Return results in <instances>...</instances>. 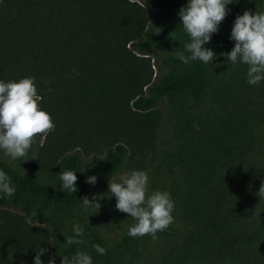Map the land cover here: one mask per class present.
Listing matches in <instances>:
<instances>
[{"label":"rangeland","instance_id":"1","mask_svg":"<svg viewBox=\"0 0 264 264\" xmlns=\"http://www.w3.org/2000/svg\"><path fill=\"white\" fill-rule=\"evenodd\" d=\"M246 10L264 11V0H248L234 19L219 24L209 47L215 58L204 63L205 88L197 99L164 96L147 111L131 105L147 85L173 71L164 59L178 49L182 34L175 45L118 60L111 82L110 68L103 79L92 68L81 76L75 68L31 76L41 86L40 107L55 130L36 136L23 158L12 160L0 150V161L60 187L64 156L77 153L87 172L93 158L116 144L127 154L116 173H95V184L88 183L74 206L35 203L26 212L0 206V264H34L40 248L47 249L43 264L52 257L61 264L77 251L90 253L93 264H264V196L258 193L264 183V81L248 84V66L222 55L234 47L231 29ZM132 170L146 172L149 193L167 191L174 202V222L155 240L128 235L135 220L116 209L109 191L111 178ZM84 197L100 208H85ZM77 222L84 242L68 246L66 237L74 235ZM93 244L106 249L107 261Z\"/></svg>","mask_w":264,"mask_h":264},{"label":"trees","instance_id":"2","mask_svg":"<svg viewBox=\"0 0 264 264\" xmlns=\"http://www.w3.org/2000/svg\"><path fill=\"white\" fill-rule=\"evenodd\" d=\"M247 1L233 0L226 6L225 18L234 19ZM187 3V0H0V80L8 82L69 68H75L78 76L92 68L94 75L103 79L102 73L110 68L107 77L111 82L118 75V60L122 62L126 55L135 57V52L147 56L154 46L175 45L179 34L183 38L177 51L184 52V44L190 42V37L183 30L178 12ZM211 41L212 37L204 47L209 48ZM164 61L174 66L173 71L136 95L131 102L135 110L147 111L164 96L197 99L202 94L203 62L184 64L174 53ZM35 85L37 90L41 88L38 82ZM187 123L184 121L178 128H185ZM126 154L125 146L116 144L102 157L93 158V169L87 172H83L77 153L62 157L61 168L75 171L78 177L76 193L63 192L61 186L22 174L0 161V170L9 175L16 188L11 197L0 193V206H18L24 212L35 203L38 208L74 206L88 185L87 178L95 173L107 176L116 173ZM101 259L104 262L109 258L101 255Z\"/></svg>","mask_w":264,"mask_h":264},{"label":"clouds","instance_id":"3","mask_svg":"<svg viewBox=\"0 0 264 264\" xmlns=\"http://www.w3.org/2000/svg\"><path fill=\"white\" fill-rule=\"evenodd\" d=\"M232 2L233 0H188L186 7L179 10L178 16L190 42L184 44V52L173 51L177 59L184 64L196 60L207 64L214 60L213 51L204 45L218 31L219 24L228 14L226 6ZM230 38L235 41V45L229 53L222 55L233 65L239 62L248 66V84L258 85L264 81V11L253 14L246 10L238 15ZM185 52L189 55L186 56ZM40 100L34 77L8 82L0 80V150L12 160L25 157L36 136L55 130L52 117L40 107ZM59 179L62 181L61 191L77 192L78 177L75 171L62 169ZM96 179L91 176L86 182L95 184ZM147 185L146 172L132 170L121 175L119 180L111 178L108 187L110 194L116 198V209L135 220L128 235L134 238L151 235L155 240L158 231L165 230L174 222L171 215L174 202L169 192L154 190L149 193ZM15 192L16 188L9 175L0 170V193L11 197ZM258 193L264 196V183ZM99 198L94 196L93 200ZM82 205L85 208H100L98 202H90L87 197L82 199ZM73 233L74 235L66 237L68 246L84 242L79 239L84 234V229L78 222L73 225ZM93 248L101 255L106 254V249L99 244H93ZM46 251L44 248L38 250L34 264H43L40 257ZM48 264H55V258H50ZM61 264H93V260L90 253L77 251L71 259L63 257Z\"/></svg>","mask_w":264,"mask_h":264}]
</instances>
